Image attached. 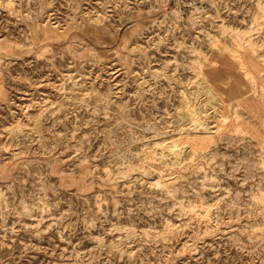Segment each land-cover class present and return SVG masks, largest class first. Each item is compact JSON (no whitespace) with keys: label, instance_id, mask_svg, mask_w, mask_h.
<instances>
[{"label":"rangeland","instance_id":"obj_1","mask_svg":"<svg viewBox=\"0 0 264 264\" xmlns=\"http://www.w3.org/2000/svg\"><path fill=\"white\" fill-rule=\"evenodd\" d=\"M0 264H264V0H0Z\"/></svg>","mask_w":264,"mask_h":264},{"label":"bare ground","instance_id":"obj_2","mask_svg":"<svg viewBox=\"0 0 264 264\" xmlns=\"http://www.w3.org/2000/svg\"><path fill=\"white\" fill-rule=\"evenodd\" d=\"M201 11H202V9H199V8H198V9L196 10L195 14H197V15H198V14H200V13H201ZM204 12H205V11H204ZM196 121H197V120H196ZM198 123H199V122H198Z\"/></svg>","mask_w":264,"mask_h":264}]
</instances>
